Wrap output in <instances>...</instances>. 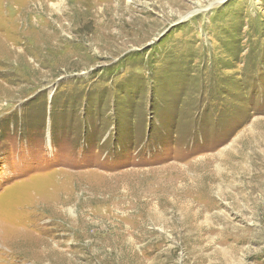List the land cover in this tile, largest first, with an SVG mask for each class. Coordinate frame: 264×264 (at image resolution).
<instances>
[{
	"label": "rangeland",
	"instance_id": "1",
	"mask_svg": "<svg viewBox=\"0 0 264 264\" xmlns=\"http://www.w3.org/2000/svg\"><path fill=\"white\" fill-rule=\"evenodd\" d=\"M0 264H264V0H0Z\"/></svg>",
	"mask_w": 264,
	"mask_h": 264
}]
</instances>
